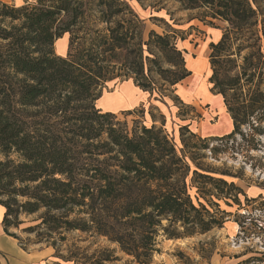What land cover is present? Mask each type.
<instances>
[{"label":"trees","instance_id":"16d2710c","mask_svg":"<svg viewBox=\"0 0 264 264\" xmlns=\"http://www.w3.org/2000/svg\"><path fill=\"white\" fill-rule=\"evenodd\" d=\"M176 1L198 10L196 18L209 26L226 23L208 44V82L232 129L201 140H227L243 125L263 134L264 0ZM32 3L0 0V206L6 235L28 250L11 229L32 234L33 244L53 248L52 257L64 262L112 264L107 255L62 249L66 234L78 231L105 237L137 264H151L159 236L178 239L220 228L233 205L242 211L257 200L196 163L189 139L199 137L187 125L180 128L178 151L162 128L163 116L160 126L151 115L149 126L134 121L128 130L112 122L115 113L92 105L100 97L97 88L119 76L117 69L143 91L158 89L145 60L174 67L157 69L170 87L186 79L190 70L178 30H150L144 39L143 21L126 0ZM64 34L67 51L60 56L54 43ZM21 217L32 219L26 224Z\"/></svg>","mask_w":264,"mask_h":264},{"label":"rangeland","instance_id":"374dc122","mask_svg":"<svg viewBox=\"0 0 264 264\" xmlns=\"http://www.w3.org/2000/svg\"><path fill=\"white\" fill-rule=\"evenodd\" d=\"M1 1L9 5H21L25 0ZM32 1L29 0L31 5ZM126 1L143 21L144 39H147L150 30L162 35L170 28L178 30L176 41L178 47L183 50L185 63L191 74L181 83L170 87L161 79L157 69L159 66L164 69L174 67L164 60H158L156 63L145 60L144 68L145 70L149 68L148 75L152 84L158 88L150 93L139 89L131 76H124L125 70L117 69L115 74L119 76L97 88L96 92L100 97L92 101L93 107L113 111L116 117L112 122L128 130L132 129L134 121L149 126L151 115L160 126L159 120L163 116L162 128L178 151L181 148L180 128L187 125L189 131L199 137L189 139V134H185L189 143L196 147L192 150L193 155L197 157L196 163L202 169L213 171L214 177H224L228 182L233 181L249 197L259 191L264 197V133L252 134L251 128L243 125L240 133H235L227 140H201V137H206L203 135L207 132L219 134L226 129L225 108L221 98L211 91L208 82L210 72L208 44L219 38L226 23L213 20L216 27L209 26L196 18L198 10L182 9L176 0ZM97 27H104V24L99 23ZM180 37L183 40H180ZM64 47L65 40H57L56 50L62 52ZM144 54L146 55L147 51H144ZM116 95L123 96L124 102L117 106L109 105L106 99ZM194 129H197V132ZM190 164L194 168L193 164ZM235 209H237L235 205L228 209L232 211L228 217L229 222L206 233L178 239L159 236L160 251L154 253L151 264H264V201L257 199L249 203L245 210ZM21 219L27 224L32 217ZM11 231L18 235L28 250L44 247L43 244L32 243L31 240L34 238L32 234L14 228ZM66 236L67 241L62 249L79 248V251L88 256L107 255L113 260L112 264H137L131 257L122 253L117 244L109 242L105 237L90 236L78 231L67 233ZM51 249V255L46 259L48 264H72L52 257L54 249ZM62 253L66 252L63 250Z\"/></svg>","mask_w":264,"mask_h":264},{"label":"crops","instance_id":"0c3cea01","mask_svg":"<svg viewBox=\"0 0 264 264\" xmlns=\"http://www.w3.org/2000/svg\"><path fill=\"white\" fill-rule=\"evenodd\" d=\"M64 39L65 40V47L63 51L56 50V42L57 40ZM56 42L54 43V50L57 55L64 56L67 51V42H68V36L64 34L62 37L58 38ZM212 42V41H210ZM209 64V63H208ZM191 74V71H190ZM185 80V79H184ZM181 83V82H180ZM215 94V93H214ZM216 96H221L219 94H215ZM221 103L224 107L222 98ZM225 108V107H224ZM102 110V109H101ZM103 111H110L109 109H105ZM226 111V109H225ZM114 113V112H113ZM225 126L226 129H223L221 133H209L207 132L203 136L209 137V136H216V135H223L231 131L232 129V121L227 112H225ZM164 120V117H163ZM152 123V121H151ZM156 124V121L154 122ZM191 127V126H190ZM194 131L197 132V129H194ZM246 193V192H245ZM247 194V193H246ZM263 193L261 191L257 192L254 196L248 197L249 198H257L259 200H263ZM4 208L0 206V264H48L49 262L46 261V259L51 255V248L50 247H38L36 249L31 250H24L20 247L17 240L6 235L3 231V227L1 224L2 216H3Z\"/></svg>","mask_w":264,"mask_h":264},{"label":"bare ground","instance_id":"6f19581e","mask_svg":"<svg viewBox=\"0 0 264 264\" xmlns=\"http://www.w3.org/2000/svg\"><path fill=\"white\" fill-rule=\"evenodd\" d=\"M107 103L111 106H117L118 104L124 102L123 96L116 95L114 97H109L106 99Z\"/></svg>","mask_w":264,"mask_h":264}]
</instances>
